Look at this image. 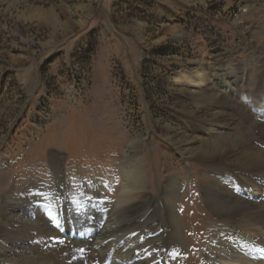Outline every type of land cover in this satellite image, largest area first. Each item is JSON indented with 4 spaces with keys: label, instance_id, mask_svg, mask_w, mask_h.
I'll return each instance as SVG.
<instances>
[{
    "label": "rangeland",
    "instance_id": "1",
    "mask_svg": "<svg viewBox=\"0 0 264 264\" xmlns=\"http://www.w3.org/2000/svg\"><path fill=\"white\" fill-rule=\"evenodd\" d=\"M200 69L202 92L238 101L259 126L236 122L260 136L264 0H0V230L12 193L61 200L62 179L71 188L98 179L112 204L125 172L143 166L151 196L179 179L178 199L167 202L188 249L173 264H204L222 221L205 194L213 168L186 154L187 136L203 133L183 112L210 119L221 108L199 109L198 90L179 83Z\"/></svg>",
    "mask_w": 264,
    "mask_h": 264
},
{
    "label": "bare ground",
    "instance_id": "2",
    "mask_svg": "<svg viewBox=\"0 0 264 264\" xmlns=\"http://www.w3.org/2000/svg\"><path fill=\"white\" fill-rule=\"evenodd\" d=\"M201 69L179 83L198 90L191 102L199 109H207L206 102L221 108L208 111L210 119L183 112V123L203 133L187 136L186 154L213 168L205 194L209 209L222 221L204 251V264H264V150L254 144L259 137L264 141V125L255 135L245 123L259 124L238 101L202 92ZM226 107L229 113L222 111ZM230 129L234 132H224ZM173 145L179 152L183 144ZM66 183L60 181L61 200L47 199L51 191L44 190L45 196L21 194V201L15 193L4 198L10 210L0 230V264H92L111 250L112 264H173L187 251L182 218L167 202L178 199L179 179L151 196L149 173L143 166L133 167L125 172L119 200L112 204L98 179L77 188Z\"/></svg>",
    "mask_w": 264,
    "mask_h": 264
}]
</instances>
